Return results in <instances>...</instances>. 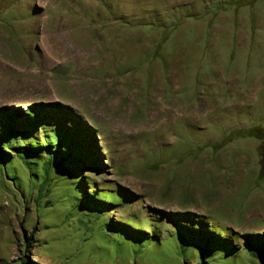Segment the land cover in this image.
<instances>
[{"label":"rangeland","instance_id":"rangeland-1","mask_svg":"<svg viewBox=\"0 0 264 264\" xmlns=\"http://www.w3.org/2000/svg\"><path fill=\"white\" fill-rule=\"evenodd\" d=\"M38 104L35 163L2 148L0 264H261L264 0H0V114ZM42 123L90 129L98 168ZM184 218L235 255H181Z\"/></svg>","mask_w":264,"mask_h":264},{"label":"trees","instance_id":"trees-1","mask_svg":"<svg viewBox=\"0 0 264 264\" xmlns=\"http://www.w3.org/2000/svg\"><path fill=\"white\" fill-rule=\"evenodd\" d=\"M51 106L54 105H34L25 113H21L19 110H11V108L2 110L0 121L7 128V137L3 139V143L0 145L1 165L7 167L8 162L11 160V158L8 157L9 155L4 154V150L15 152V155L28 165L35 163L32 160L33 157L30 155L37 153L36 146L34 144H32L33 146L17 144V142L18 140L27 139L25 138L26 135L32 137L35 135L36 129L38 128L34 126L36 121L42 115V112ZM62 111L65 112L64 110ZM79 124L81 126L80 134H78L79 131L73 126L57 123L54 127L49 128L46 123H42L39 128L43 130L44 134L39 143L45 147L44 150L55 152L56 155L60 154L61 156H65L64 159L68 160L73 168L71 170H81L83 168L85 169L87 166L90 169L96 170L100 165V160H95L94 158L97 156V151L95 150L96 145L90 142V139L94 137L93 132L90 131V129L83 128L82 130V124ZM29 131H32V135ZM42 138H44L45 142L42 141ZM53 138L58 142L56 145L52 141ZM82 144H84V149L81 147L83 146ZM2 148H4V150H2ZM71 155L75 156V159L71 158ZM205 227L206 224L201 220H197L196 222H194V220L190 221L189 219L183 220L182 226L174 233V235L176 234V240L179 245L180 242L186 244L184 247L180 245L182 250L179 249V253H181V255H186L194 244L198 247L199 251H204V256L207 255L216 259L211 251H220L222 254H231L233 257L237 250L230 241L219 238L214 231L207 230ZM27 242L29 243L30 241ZM212 247L217 248V250H213ZM249 251L254 258L259 259L261 264H264V236L255 237L249 246ZM21 264H27V262L23 260Z\"/></svg>","mask_w":264,"mask_h":264}]
</instances>
